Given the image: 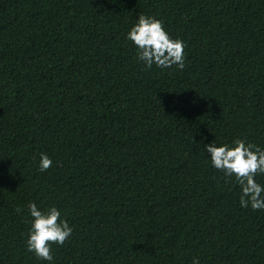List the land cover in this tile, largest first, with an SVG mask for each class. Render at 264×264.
Listing matches in <instances>:
<instances>
[{
	"label": "trees",
	"instance_id": "trees-1",
	"mask_svg": "<svg viewBox=\"0 0 264 264\" xmlns=\"http://www.w3.org/2000/svg\"><path fill=\"white\" fill-rule=\"evenodd\" d=\"M140 13L182 70L137 60ZM235 138L264 148V0H0V264H50L30 201L73 228L51 264H264V210L202 151Z\"/></svg>",
	"mask_w": 264,
	"mask_h": 264
},
{
	"label": "clouds",
	"instance_id": "clouds-1",
	"mask_svg": "<svg viewBox=\"0 0 264 264\" xmlns=\"http://www.w3.org/2000/svg\"><path fill=\"white\" fill-rule=\"evenodd\" d=\"M125 37L136 49V58L145 68L155 66L163 70L170 69L173 65L177 69L184 68L186 43L170 36L160 19L138 14ZM202 151L208 154L206 159L210 161L211 167L236 181L239 186L240 207L264 210V185L256 179L258 175H264V148L242 138H235L230 142L220 143L212 140L203 145ZM52 164L53 161L47 154H40L37 165L39 171L44 172ZM27 208L31 220L25 239L26 250L51 264V243L62 245L73 228L67 220L61 218V211L55 205L41 208L30 201ZM191 264H199L198 259L193 257Z\"/></svg>",
	"mask_w": 264,
	"mask_h": 264
}]
</instances>
